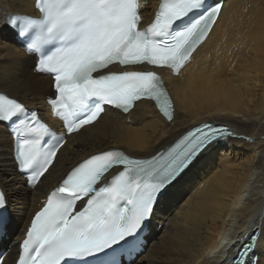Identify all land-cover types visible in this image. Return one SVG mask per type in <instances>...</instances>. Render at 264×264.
Listing matches in <instances>:
<instances>
[{"label":"snow or ice","instance_id":"6c2138e0","mask_svg":"<svg viewBox=\"0 0 264 264\" xmlns=\"http://www.w3.org/2000/svg\"><path fill=\"white\" fill-rule=\"evenodd\" d=\"M148 4L33 0L36 16L0 12L4 26L34 57L33 71L51 77L52 95L45 102L65 130L58 135L38 110L0 90V125L12 138V163L26 186L39 185L66 137L95 127L108 108L129 114L138 101L149 100L174 121L173 101L153 69L179 75L208 37L222 4L159 0L151 22L142 24L141 10ZM193 12L200 14L177 23ZM230 139L247 138L226 125L204 122L149 158L109 149L84 159L32 215L13 264H137L144 230L170 189ZM13 222L0 189V238ZM221 248L212 253H220V264H264V221L226 237ZM0 264H8L5 252Z\"/></svg>","mask_w":264,"mask_h":264},{"label":"bare ground","instance_id":"6f19581e","mask_svg":"<svg viewBox=\"0 0 264 264\" xmlns=\"http://www.w3.org/2000/svg\"><path fill=\"white\" fill-rule=\"evenodd\" d=\"M224 2L180 75L160 71L176 110L174 121H165L149 101H140L127 115L106 110L95 127L68 139L34 190L16 172L12 139L0 125V184L14 218L9 240L1 243L11 246L8 264L30 217L74 164L109 149L148 158L204 122L227 124L247 139H230L170 189L150 221V244L137 264H220V253H212L223 251L226 237L264 221V0ZM158 3L149 0L141 10L143 24L151 22ZM0 12L33 15V0H0ZM14 38L0 18V90L50 119L45 98L52 95L51 78L33 71L34 57Z\"/></svg>","mask_w":264,"mask_h":264}]
</instances>
